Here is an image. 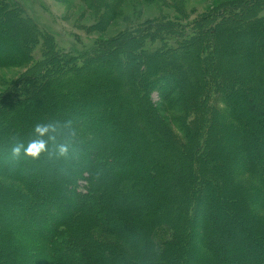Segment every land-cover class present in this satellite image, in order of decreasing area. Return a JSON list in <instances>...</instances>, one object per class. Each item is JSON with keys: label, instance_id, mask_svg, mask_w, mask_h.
<instances>
[{"label": "trees", "instance_id": "1", "mask_svg": "<svg viewBox=\"0 0 264 264\" xmlns=\"http://www.w3.org/2000/svg\"><path fill=\"white\" fill-rule=\"evenodd\" d=\"M0 16V66L30 61L26 72L0 93V173L11 177L10 171H16V181L24 183V191L2 184L5 192H0V201L22 223L32 225L40 213L47 214L53 224L47 232L55 240L69 236L63 229L71 225L73 234L82 233L60 243L58 252L68 248L70 254L54 257L50 264H264V0H228L187 22L164 20L149 25L148 30L124 33L131 34L136 55H140L149 71H153L160 56H166L180 62L177 65L183 73L184 64L198 73L196 82L190 75L192 83L187 84L184 77L180 83V90L183 95L188 90L191 102L188 109L183 107L192 113L184 132L186 147L174 156L155 154L156 163L148 157L149 163L144 167L138 164V158L144 156L135 150L130 155L123 147L102 153L104 145H110L108 139H119L105 133L118 129L112 117L92 111L98 104V110L108 113L112 105L104 99L95 103L89 100V87L97 89L89 82L98 77L92 69L81 70L85 63L103 57L105 62L110 55L117 65L127 63L129 70L136 67L130 72L132 83L137 66L132 61L128 63L126 53L120 52L115 57L112 52H116V45L108 43L101 48L84 47L81 53L62 49L58 45L60 40L26 16L15 0H0ZM146 45L149 47L144 51ZM34 54H41L42 58L36 60ZM74 54H80L81 59ZM109 73L104 72L105 79L114 84L116 76ZM169 73L166 69L160 74ZM77 83L87 86L82 91L85 95L77 92L72 96L69 92L77 89ZM212 95L217 98L210 102ZM201 96L203 101L197 102ZM216 104L225 109L218 110ZM85 117H90L89 121L79 123ZM36 124L55 126L52 138L44 137L47 143H54L55 151L58 144H67L69 148L60 160L71 167L63 169L60 179L50 183L41 179V170L34 169L35 178L25 181L21 170L27 166V160L23 155L11 156L14 143L26 145L31 141L28 133ZM227 127L233 128L230 142L222 134ZM77 128L95 132L85 141L71 136L76 135ZM157 128L162 126L158 123ZM103 133L108 139H104ZM123 142L135 143L129 138ZM101 156L111 158L109 165L120 162L127 169L130 167L127 158H133L139 176L142 175L138 178L145 182L143 187L161 184L150 182L152 175L144 176L149 170L156 179L167 177L162 179L163 184H168L170 177V181L174 179L176 190L166 187L171 195L165 198L166 192L154 186L144 189L148 191L146 195H140L143 188L139 185L116 189V185L135 177L122 173L108 177L109 166L103 174L91 172L92 163L104 164ZM51 159L48 157L46 163ZM86 164L90 171L86 180L92 184L86 185L88 191L83 194L70 176L76 167L83 169ZM114 179L118 180L114 190L108 192L110 189L101 187ZM36 185L45 191H34L31 198L27 190L33 191ZM10 192L12 204L6 201ZM114 195L116 202L110 203ZM155 201L163 204L154 207ZM35 203L43 210H36ZM21 206L26 210L20 212L24 208ZM83 215L91 217V227ZM95 228L97 232L93 231ZM1 239L4 259L18 252V247L15 250L5 244L9 242L6 235ZM28 249L33 251L34 247ZM34 254L28 257L34 258Z\"/></svg>", "mask_w": 264, "mask_h": 264}, {"label": "rangeland", "instance_id": "2", "mask_svg": "<svg viewBox=\"0 0 264 264\" xmlns=\"http://www.w3.org/2000/svg\"><path fill=\"white\" fill-rule=\"evenodd\" d=\"M15 1H18V3L23 7L24 14L26 16H30V18L37 22L39 26L45 30L46 33L51 34L54 39L56 38L57 40L58 38L60 40L58 41V45L61 46L60 48H70V50H75V52L81 53L85 50L86 47L97 46L101 48L102 46L107 45V43L111 45L115 44L117 50L116 52H112V54H115V57H118L120 52L126 53L128 63L132 61V64L137 66V75L132 81L133 84L130 83V72L133 69H136V67L134 66L132 70H129V65L127 63L125 64V66L120 63L119 65H117L114 63V59L112 57H109L110 55L108 56V59H105V62L103 57L91 62V64H89L88 62L85 63L81 69L82 71L86 69V71L88 72L89 69H92L91 71L95 72V75L98 77L95 78L96 81L95 79H92L89 82L90 84L92 83L97 87V89L89 87V92H91V95L89 96L91 99L89 98V100L95 103L104 99V101H110L111 105L113 106H111V110L107 111L108 113H106V111L104 112L100 109L98 110V104H95L97 107L95 106L94 110L92 111L96 112L97 114H99L98 112L100 111L101 113H103V116L104 114H106L105 117H112L111 119L114 121L118 129V132L110 130L109 132L105 133L109 137L116 136L117 138H119L116 140L112 138L108 139L104 133L102 134L104 136V139H108L107 141L109 142L111 141L109 146H105L106 144L104 145V149L102 151L103 154H106L109 151L111 152V148L112 150H115V148L119 149V147H123L122 149H126V151H128V155H130V153H133V151L131 150H135V152L142 153L141 155L144 156L143 158H138V164L144 167V165H148L149 163L150 158L148 157H151V161L156 163L155 154L164 153L166 155L172 154L174 156V153L179 152L184 147H186L185 145L187 143L184 140V132L186 131V127H188L187 124L189 122V119L192 118V113L186 112L184 108L187 107L188 109V107L191 105V102H189L188 90L184 91V95L183 91L180 90V83L183 77L185 78V82L187 84L192 83L193 79L190 77V75H193L194 82H196V77L198 74L197 70H192L188 65L184 64L185 70L183 73L177 65L180 62L176 63L175 60H170L166 56H160L159 60L155 61L153 71H149L148 67L141 60L140 55H136V47L134 48V40L132 39V37H130L131 34L127 35L124 33H131L135 30H148V28H150L149 25L159 23L164 20H179L181 22H187L188 20H191L193 18L196 19V17L206 14L210 10L216 9L217 6L228 0ZM0 20L2 21L1 16ZM132 43L133 47L130 46L132 45ZM130 47H132V49H130ZM148 47L149 46L146 45L143 50L147 51ZM46 48L47 47H44V49ZM70 53L73 55L72 52ZM143 53L145 54V52ZM58 54H60V52H58ZM148 54L150 53L148 52ZM34 55L36 60L42 58L41 54ZM74 56L76 55L74 54ZM79 56L80 54H77L76 57L78 59H81ZM18 62H16L15 64L0 66V93L4 92L13 82L18 79V77L21 76L22 73L26 72L27 66L29 65L30 61L28 62L25 59ZM67 65L69 64L67 63ZM166 69L171 71V73L166 76L161 75L160 73L162 71H165ZM104 72H108L110 76H116V81L114 84H111L110 80L105 79ZM98 85H100V87H98ZM86 87L87 86L85 84L80 85L79 83H77V89L69 92L72 93V96H75L77 92L81 93V95H85L82 94V91ZM215 97L216 95L210 96V102ZM201 98L202 96L197 100H201ZM216 98L214 100H216ZM202 101L203 100L197 102ZM216 107L218 110L225 109L224 106L220 104H216ZM85 109L87 110V107L83 110ZM156 110L158 111L157 113L155 112ZM95 118L97 119L96 116H94V119ZM89 119L90 117H85L84 119L81 118L78 121L79 123L85 124L89 121ZM158 123L160 124V126H162L161 129L157 128ZM85 129L86 128H77L74 132V134L76 135L71 136L77 139H84L86 141L90 136L89 134L92 132L94 133L95 131L92 130L90 132L88 129ZM231 129L233 130V128ZM232 130L227 127L222 132V134H225L228 142H230L231 140ZM29 132L30 133H28V137H32L31 140L34 139L35 137L33 136V127ZM122 138L124 140L126 138H129L135 143H124ZM120 139L122 141H120ZM156 140H158L159 143H157ZM133 146H135V149L133 148ZM230 146L231 143L228 145V147ZM50 156L53 159L49 160V163H46V159H48V157ZM108 158L110 157L108 156L103 159V156H101L100 160L103 159L104 164L94 162L95 164L92 163L91 165H89L92 169L91 172H95L97 174L101 172L103 174L105 172V168L109 166L111 171L107 170L108 177L115 176L119 173H122V175L127 177H135L134 180H131L132 178H130L120 186L116 185V189H120L121 187L126 186L139 185L143 188V190L141 191L142 194L140 195H146L148 191H144V189L147 190L149 187L153 189L152 187L154 185H147L143 187L145 182L143 183V180H139V178H142V175L139 176V171L136 170L138 164L137 161L135 164L133 158L131 160L127 158V164L130 166L129 169L125 167V164H120V162L109 165ZM25 159L27 160L25 161L27 166L23 167L21 170L22 175L26 178L25 181H32L33 178H35V173L33 172L34 169V171L41 170V179H43L44 182L49 181L48 183H50L53 180L60 179L61 174L63 173V169L66 170L67 166L71 167L70 163L60 160V156L55 151V145L51 142L46 143V151L42 152L37 158L33 159L30 157H25ZM223 164H225V162ZM101 165H104V168ZM85 167L86 168L83 169L76 167L73 173L71 172V176L69 175L71 179L76 182L78 191L82 193L88 191V189H86L85 187H87V184L91 183V180H86L87 173H90V171H88L87 164ZM10 172L12 174L11 177L10 175H8L7 177L6 175H2L0 173V192H5V187L10 188L11 186L24 191V183L21 184L16 181L15 177L18 173L16 171ZM47 172L50 173L48 174ZM153 174L155 173L146 170L144 176L148 177L152 175V177L154 178L153 180L150 179V182H161L162 185L160 183L152 182L158 185L154 186L156 189L164 190V192H166V187L168 188V190H176V183L174 179L170 181V177L169 183L163 184L162 179L165 180L167 179V177L164 176L161 177V179H156V175L153 176ZM181 176L182 179H184L183 181L187 182L186 177L183 175ZM177 179L181 178L177 177ZM115 181L118 180L114 179L109 183H102L101 187L105 188V190L110 189L108 190V192L114 190ZM2 184L5 187L2 186ZM66 186H68L67 190L70 191L71 188L69 187L68 183ZM34 187L35 188L33 191L29 189L27 190V195L31 198H33L32 196L34 191L38 193H43L45 191L43 188H39L40 185H36ZM10 194H12V192L6 194V197L8 198V200L6 201L12 204L13 201L8 196ZM163 195L165 198H167L168 193H163ZM115 199H117L116 195L110 198L109 202H116ZM32 201H34V199ZM158 204L159 206H161L163 204V201H155L153 205L154 207H156ZM166 204L164 203V209ZM34 206L36 210H43L38 205V203H35ZM15 208L17 209V207ZM160 208L161 207H159V209ZM24 210H26L25 207L23 209H19L20 212ZM7 216H12L13 218H8ZM85 216L87 215H83V218ZM36 219V222L34 221V224L32 225L31 223L19 222L16 220V216L14 217V214H12L7 205H2V202L0 201V243L2 241L1 236L6 235L9 242H6L5 244H7L8 248H13L15 250L16 247L19 248L18 252H16L12 257L8 256L5 259L1 255L2 252L0 251V264H16L19 261L24 262V264H33V262H36V264H50V259H54V257H57L55 259H58V256H67L70 254L68 253V248L63 250V252L61 253L60 251L58 252L57 247L60 245V243L71 241L74 238L80 237L82 235V233L80 232L73 234V227L71 225L63 229L65 231H68V235L70 234L69 236H63L61 237V239L55 240L47 232V229L53 226L52 220L48 218L47 214L43 213L42 215L40 213V216L36 217ZM87 221L89 223L88 225H90L91 227L92 222L90 216H87ZM97 230V228L93 229V231L95 232H97ZM12 238L15 240H12ZM30 246L34 247L33 251H30L28 249V247L30 248ZM51 246L54 247H52V250L50 249ZM22 248L24 249L21 250ZM32 252L35 253H33L35 257L30 259L28 256L33 255L31 254ZM26 259H28V262H26Z\"/></svg>", "mask_w": 264, "mask_h": 264}, {"label": "clouds", "instance_id": "3", "mask_svg": "<svg viewBox=\"0 0 264 264\" xmlns=\"http://www.w3.org/2000/svg\"><path fill=\"white\" fill-rule=\"evenodd\" d=\"M56 131L55 126L52 124H36L33 128L34 139H32L26 145L23 143L16 142L11 148V156L13 158H19L21 155L24 157L37 158L42 152L46 151L47 141L52 138V133ZM56 151L59 156H65L68 151L67 144H58Z\"/></svg>", "mask_w": 264, "mask_h": 264}]
</instances>
